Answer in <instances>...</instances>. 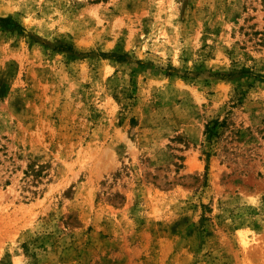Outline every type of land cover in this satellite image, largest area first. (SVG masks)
Instances as JSON below:
<instances>
[{"label": "rangeland", "instance_id": "obj_1", "mask_svg": "<svg viewBox=\"0 0 264 264\" xmlns=\"http://www.w3.org/2000/svg\"><path fill=\"white\" fill-rule=\"evenodd\" d=\"M0 17V264H264V0Z\"/></svg>", "mask_w": 264, "mask_h": 264}, {"label": "trees", "instance_id": "obj_2", "mask_svg": "<svg viewBox=\"0 0 264 264\" xmlns=\"http://www.w3.org/2000/svg\"><path fill=\"white\" fill-rule=\"evenodd\" d=\"M10 20V18L0 17V22H2L3 24H7Z\"/></svg>", "mask_w": 264, "mask_h": 264}]
</instances>
